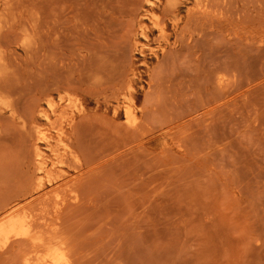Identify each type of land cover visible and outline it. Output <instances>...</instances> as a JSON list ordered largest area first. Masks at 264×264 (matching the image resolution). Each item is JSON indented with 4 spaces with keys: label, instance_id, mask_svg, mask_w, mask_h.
<instances>
[{
    "label": "rangeland",
    "instance_id": "obj_1",
    "mask_svg": "<svg viewBox=\"0 0 264 264\" xmlns=\"http://www.w3.org/2000/svg\"><path fill=\"white\" fill-rule=\"evenodd\" d=\"M200 1L0 0V93L17 110H0V202L28 184L22 121L47 126L31 105L50 94L100 165L66 212L76 264H264V0H205L208 16Z\"/></svg>",
    "mask_w": 264,
    "mask_h": 264
},
{
    "label": "bare ground",
    "instance_id": "obj_2",
    "mask_svg": "<svg viewBox=\"0 0 264 264\" xmlns=\"http://www.w3.org/2000/svg\"><path fill=\"white\" fill-rule=\"evenodd\" d=\"M195 10L206 14L210 12L211 6L201 0ZM216 15L226 20L223 14ZM150 16L156 20L159 34L165 39V23L158 20L157 13L151 11ZM142 33L146 35L145 27H142ZM140 45L144 46L143 42ZM3 61L0 53V65ZM224 82L223 76L220 83ZM132 88L134 87L130 84L124 93V117L132 128H137L139 117ZM44 96L47 106L43 105L41 99H37L38 102L33 103L31 107L45 120L47 126L33 120L32 125L28 127L27 123L22 121L25 133L26 129H29L27 134L33 139V169L28 184L21 194L6 197L5 202L4 198L2 204L0 202V258L11 251V264H76L78 243L73 236L74 229L67 224L66 212L70 206L81 202L84 192L89 189V179L97 174L100 168V165L88 166L89 168L85 166L80 150L64 129L63 119L66 112L61 111L59 118L57 116L58 120H54L53 116L59 111L58 103L50 94ZM69 100L74 104L77 98L70 97ZM77 104L74 106L79 112H83L84 107ZM12 105L8 96L0 93V110L8 108L7 112L16 118L17 110ZM73 120L74 117L71 116L68 125H71ZM69 168H73L74 173H71Z\"/></svg>",
    "mask_w": 264,
    "mask_h": 264
}]
</instances>
